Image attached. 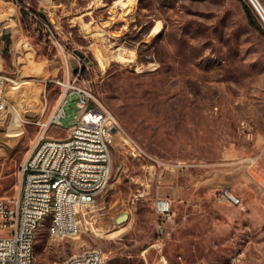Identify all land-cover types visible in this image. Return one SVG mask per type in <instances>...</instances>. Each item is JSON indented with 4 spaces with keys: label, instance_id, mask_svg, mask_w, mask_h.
<instances>
[{
    "label": "rangeland",
    "instance_id": "rangeland-1",
    "mask_svg": "<svg viewBox=\"0 0 264 264\" xmlns=\"http://www.w3.org/2000/svg\"><path fill=\"white\" fill-rule=\"evenodd\" d=\"M114 1L0 0V197L14 204L20 165L63 90L53 34L71 79L79 73L117 127L108 186L75 212L74 235L41 225L37 263L97 247L103 264H264L263 21L248 0H132L127 11ZM65 110L48 136L69 134L75 95ZM158 197L171 200L169 219Z\"/></svg>",
    "mask_w": 264,
    "mask_h": 264
},
{
    "label": "built area",
    "instance_id": "built-area-1",
    "mask_svg": "<svg viewBox=\"0 0 264 264\" xmlns=\"http://www.w3.org/2000/svg\"><path fill=\"white\" fill-rule=\"evenodd\" d=\"M248 2L262 21L264 5L261 0H248ZM42 23L50 29L49 24L43 21ZM53 36L60 51L65 55L68 74L67 77L58 80L63 90L56 106L48 120L41 123L39 138L20 165L21 182L18 197L14 204H9L7 200L0 197V264H38L37 258H31L33 228L36 226L37 219H41L43 213L49 211L50 194L51 190H55V186L64 185L65 188H76L89 201V194H98L104 190L111 177L110 143L113 117L108 110L96 103L92 89L79 83V73L75 79H71L67 52L55 34ZM1 45L3 47L7 45L2 36L0 37ZM3 84L2 79L0 86L2 87ZM71 95H75L77 106L74 126L66 137L48 136L47 132L51 125L62 124V118L66 116L65 105ZM3 106L4 103L0 100V111ZM71 134H80V142L71 141ZM53 144H61L59 164H52ZM71 144H78V154H71ZM96 152H103L107 156L109 168H102L98 165ZM63 163L76 164V172H64ZM81 167H89V175H81ZM94 175H101V182H94ZM219 197L236 204L242 202L228 188L221 189ZM92 202L94 201H89V204ZM63 205L65 222L56 228L70 227L68 235H74L76 227L81 226H68L67 218L80 217L68 216L67 206ZM154 210L157 216L165 220L169 219L172 212L171 200L167 197L156 198ZM159 227L164 229L162 224H159ZM104 258L102 249L91 247L87 254H80L79 258L68 256L53 260L50 264H102Z\"/></svg>",
    "mask_w": 264,
    "mask_h": 264
},
{
    "label": "bare ground",
    "instance_id": "bare-ground-1",
    "mask_svg": "<svg viewBox=\"0 0 264 264\" xmlns=\"http://www.w3.org/2000/svg\"><path fill=\"white\" fill-rule=\"evenodd\" d=\"M131 3H132V0H116V1H114L115 5H121L122 7H126V11L129 9V6H131ZM262 21L264 23V14H262ZM160 24L155 26V28H154L155 33L160 32V30H161ZM85 27L89 28L88 24ZM85 30H87V29H85ZM126 49H129V48H126ZM127 52L124 51V47L119 46V48H117V50L114 52V55H115V57H117L119 59L129 60L130 56L125 54ZM131 55H132V53H131ZM99 60H100L101 65L104 66L105 60L103 59V57L101 55H99ZM3 78H5V76L0 75V83H1ZM14 81L16 83L19 82L16 80H14ZM17 120H18V118H17ZM71 141L80 142V134H71ZM60 151H61V144H53L52 164H59V152ZM71 154H78V144H71ZM96 159H98V165L99 166H102V168H109V159H107V156H105V154H103V152H96ZM63 171L64 172H76V164H74V163H63ZM81 175H89V167H81ZM94 182H101V175H94ZM96 196H97V194H89V201H94ZM89 201H88V199L84 198L83 193L80 190H76V188H65L64 185L55 186V190H51V194H50L49 211L43 213L41 219H37L36 226L33 228V244H32V249H31V258H36L35 240H36L38 230L40 229L41 225L45 221H47V231L50 234H54V235L59 234L60 232L65 231L66 228L70 229V227H61L59 229L56 228L60 225H63L65 222L64 205L63 204H65L67 206L68 216L76 217L75 212L80 211L82 209L81 206L88 205ZM79 222L80 221L77 220L76 218H67V225L68 226H78ZM76 229H77V227H76ZM88 252H89V249H86V250H83L81 252L70 255L69 258H79L80 254H87ZM103 263H104V260H102V264Z\"/></svg>",
    "mask_w": 264,
    "mask_h": 264
},
{
    "label": "water",
    "instance_id": "water-1",
    "mask_svg": "<svg viewBox=\"0 0 264 264\" xmlns=\"http://www.w3.org/2000/svg\"><path fill=\"white\" fill-rule=\"evenodd\" d=\"M44 3H49V0H42ZM102 4H98V6H101ZM6 32H8V29L6 30ZM76 52L81 56V57H84V53L81 51V50H76ZM85 58V60H87V58L86 57H84ZM116 130H117V127L115 126V125H112L111 126V131L112 132H116ZM128 217H129V214H128V212L127 211H122V212H120L117 216H116V218H115V222L116 223H122V222H124V221H126L127 219H128Z\"/></svg>",
    "mask_w": 264,
    "mask_h": 264
},
{
    "label": "trees",
    "instance_id": "trees-1",
    "mask_svg": "<svg viewBox=\"0 0 264 264\" xmlns=\"http://www.w3.org/2000/svg\"><path fill=\"white\" fill-rule=\"evenodd\" d=\"M245 11H246L247 14H248V17H249V21H250V23H251L252 25H254L255 27H258L257 24H256V22H255V20H254V19L252 20V17H251L250 11H249V9H248L247 7H245Z\"/></svg>",
    "mask_w": 264,
    "mask_h": 264
}]
</instances>
